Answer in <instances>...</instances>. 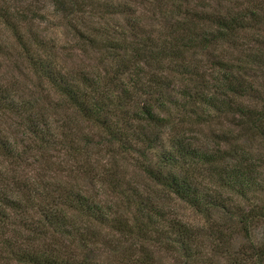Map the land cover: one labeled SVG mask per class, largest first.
I'll return each instance as SVG.
<instances>
[{
  "label": "trees",
  "instance_id": "obj_1",
  "mask_svg": "<svg viewBox=\"0 0 264 264\" xmlns=\"http://www.w3.org/2000/svg\"><path fill=\"white\" fill-rule=\"evenodd\" d=\"M187 1L142 0L151 29L113 3L124 25L77 33L89 64L32 41L47 89L0 83L1 264H264V158L247 146L264 147V0ZM214 123L231 126L217 145L193 137Z\"/></svg>",
  "mask_w": 264,
  "mask_h": 264
},
{
  "label": "rangeland",
  "instance_id": "obj_2",
  "mask_svg": "<svg viewBox=\"0 0 264 264\" xmlns=\"http://www.w3.org/2000/svg\"><path fill=\"white\" fill-rule=\"evenodd\" d=\"M73 1L78 3V5L81 4L80 8L78 7L79 9H76L73 13L64 14L61 12L58 15L56 14L55 0H40V2L35 0H0L3 10L2 15L10 18L14 26L6 28L2 23L3 20L0 19L2 20L0 21V83L2 85L5 84L4 87L8 86V88L14 85L13 95L16 98L29 100L42 93L43 88L47 89L44 83L33 77L27 66L28 64L24 63L28 60V56H43L41 49L38 50L36 47L29 46L32 41H37L38 44L43 42L42 46L52 50L57 58H71L67 64L75 68L76 66H82L83 62L85 65L90 62L86 61L79 53L73 51L78 44L77 33H88L95 28L102 27L105 22L124 25V17H120L118 14L109 15L111 12H117L110 9L109 6L111 4L127 5V8L131 11L137 12V15L140 19H143L149 29H151L153 23L151 21L153 20V14L147 13L145 7H140L142 0ZM189 2H191L192 6L190 9L201 6V11L202 9L209 10L211 6L215 5L216 0H189L185 5H188ZM149 8L152 10V7ZM94 10L101 12V14L95 13L96 15L93 16L94 13L92 12ZM107 10L110 13H107ZM104 11L105 13H103ZM37 43L34 42L35 46ZM29 48H31L29 53L25 52ZM62 48L65 50L62 51ZM72 55H75V57H72ZM91 62L93 63V61ZM13 121H16V119ZM0 123L4 122L0 120ZM228 127L231 126L223 123H214L204 127V130H201L199 135H194L193 137L198 139L200 143L215 146L219 142L217 137L221 136L223 132H227L226 128ZM247 146L253 151L254 157L264 158V147L259 143L247 144ZM261 173L264 175V167H262ZM262 200H264V196ZM166 202H169V200ZM170 205L173 208L172 202ZM177 212L180 215H187L196 224L201 222V217L192 211H187L180 207ZM217 217L220 218L221 216L218 215ZM217 224L219 226L221 223ZM200 229L201 237L206 243V248L210 251L209 254H211L212 249H214L212 244L216 241L214 232L212 229L207 230L203 229V227ZM236 242L238 243V240Z\"/></svg>",
  "mask_w": 264,
  "mask_h": 264
}]
</instances>
